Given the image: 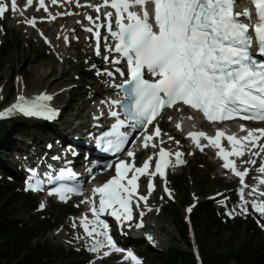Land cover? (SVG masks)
<instances>
[{
    "label": "snow or ice",
    "instance_id": "1",
    "mask_svg": "<svg viewBox=\"0 0 264 264\" xmlns=\"http://www.w3.org/2000/svg\"><path fill=\"white\" fill-rule=\"evenodd\" d=\"M75 2L81 7L79 0H50L52 5ZM34 0H25L23 9L33 6ZM237 0H102V4H87L95 9L97 13L102 7H110L114 11L104 13L106 21L104 24L97 23L100 16L93 18L86 15L94 27V35L97 40L96 52L100 53L99 41L101 27H107L108 33L116 43L114 50L127 64V78L116 87L124 89L129 102L124 104L126 119H120L117 111H110L109 115L116 117V123L112 125L111 132L105 133V137L115 136L108 139L105 151L112 150L116 153L122 151L127 142L128 133L120 129L129 124L133 130L144 129L142 146L148 148L150 145L156 148L154 138L161 135L159 126L149 134L147 126L160 115L165 107H173L178 103L190 106L203 112L209 121H224L240 117L244 120L264 121V59H257L255 53L264 57V0H251L255 9L256 20L253 22V13L245 8L236 10ZM151 5V11L148 10ZM139 7L140 12L132 9ZM18 7V0H0V18L11 11L24 16V10ZM43 9L47 19L55 20L60 15H72L69 12L49 11L45 0H38L37 11ZM113 17L116 25L113 30ZM241 17L248 18L245 22ZM36 27V18L23 21ZM93 32V27L86 28ZM43 35V33H41ZM46 39V38H45ZM107 39V37H105ZM65 42L68 37H64ZM255 44V49L253 45ZM107 60L108 57H105ZM120 63V60L113 61ZM112 76V72H107ZM145 71L154 79H146ZM121 76L125 72L117 68ZM99 74V73H98ZM21 78H17L18 82ZM2 99V97H0ZM53 97L42 93L32 99H26L23 94L19 95L16 102L4 110H0V118H6L14 113H22L26 116H44L52 118L56 112L46 102ZM112 104H120L113 100ZM177 128L181 125L177 124ZM240 130L246 133L243 136L236 134L227 135L224 130L217 129L214 136L207 135L203 131L190 132L197 147H201L200 138H205L209 145L219 149L217 155L224 163L225 169H230L239 178L242 187L239 189L242 207L247 212V201H244L245 177L249 173L248 168L240 170L235 159L229 157L243 158L249 154L247 160H241L244 164H256L252 156L264 154V128H246L240 125ZM231 146L226 150L221 143L225 137ZM172 139V137H169ZM164 141L160 140L163 145ZM177 143H179L177 141ZM255 149V151H253ZM154 170L150 171L153 156H148L141 166L135 164V153L128 151L127 156L131 161L119 160L115 164V175L105 183L92 189V197L88 198L91 206L89 211L92 219L85 214L80 219L87 237L92 238L91 251L97 252L107 248L104 256L111 252L123 253L124 249L117 246L116 241L109 234V225L101 216L109 213L117 221H130L133 218L132 204L137 199L144 201L145 207L149 196L155 188L152 177L159 175L165 178V192L172 195L167 187L166 169L175 157V164H182L183 153L170 152L160 146L158 153L154 154ZM111 167V165H109ZM33 175H35L34 170ZM257 172L261 176L254 179L264 185V162L260 163ZM63 171L61 175H63ZM71 174V173H70ZM131 174V175H129ZM141 177H149L147 182V194H140L139 183ZM28 188L36 189L38 184H28ZM255 191V188L253 189ZM59 198L67 200V193L75 191L74 188H58L55 190ZM264 196V192L260 193ZM98 196V199H97ZM44 207L43 204L40 205ZM252 207L264 216V201H253ZM189 212L192 208L189 207ZM141 212L140 216L143 217ZM231 215V213H229ZM75 227V224H73ZM142 227V223L136 224ZM151 239V237H149ZM125 260H131L132 264H141V261L131 252L124 254Z\"/></svg>",
    "mask_w": 264,
    "mask_h": 264
},
{
    "label": "rangeland",
    "instance_id": "2",
    "mask_svg": "<svg viewBox=\"0 0 264 264\" xmlns=\"http://www.w3.org/2000/svg\"><path fill=\"white\" fill-rule=\"evenodd\" d=\"M23 33L20 30L13 28L12 21L8 16L0 20V110L9 105L15 99L18 82L17 78L25 77L27 86L30 89H37L44 84L43 82L34 81L31 78L30 64H37L48 60L49 49L48 45L43 42H37L32 39V42L25 41ZM21 51L20 55H16L15 51ZM97 53H90L92 58L91 63L71 61L64 68V85H73L79 89L83 83H92L99 80L98 69L104 70L108 67L103 65ZM94 65V67H91ZM57 71L54 72L56 74ZM60 75V74H58ZM9 79V80H8ZM21 80V79H20ZM46 80V79H45ZM80 88L79 90H81ZM67 97L63 96L59 100V106H66ZM75 112V109L69 110ZM70 114L65 113L61 120H65ZM61 116V115H60ZM172 114L167 113L162 120L173 135L180 136V133L174 128V120ZM0 128L6 132V136L0 137V183L6 179L17 182L18 187L11 195L8 206L11 209L15 208L17 219L22 224L33 223L39 230V235L43 236V241H36L34 246L41 254L44 264H111L119 262V258H108L107 261L94 262L92 255L88 252H79L82 246L78 245L75 248H70L69 243L64 242L58 236L53 234V231L65 222L76 217L73 205H58L51 203L46 209L40 207L41 199L31 193H27L20 182L22 177L19 173H23L19 168V161L15 156L21 157V153H11L12 149L30 148L34 143L37 148L45 149L50 141V135H55L57 127L46 129L38 123L32 121H24L18 117L11 118L0 124ZM168 132V131H167ZM44 138H37V136ZM180 140L181 137H178ZM180 140H177L178 142ZM187 165L181 167L177 172L172 173L169 177V183L173 188L175 197L173 199H164L165 206L162 207V217L167 221V229L170 239L159 250H156L147 240L134 239L127 243L138 248L144 256L143 264H170L166 259V252L169 248L180 246L183 249H191L189 237H182L178 228L181 226L180 220H184L185 206L193 205L194 210L199 209L203 201L207 202L208 209H214L216 213V223L213 225V230L218 231L216 237L222 239L223 245H219L212 235L208 234L207 227L204 224L193 221L196 239L200 245L201 255L206 256V250L202 247V242L207 241L209 250L217 253H226L230 251V247H238L242 243V237L247 232V225L255 223V227L250 232H257L256 239L258 242L264 243V230H262L256 222L250 218L236 217L230 219L224 215L223 209H219L222 199L227 196L234 200L235 189L237 182H230L223 177L220 172V165L213 158L214 154L194 153L190 155ZM144 158V157H143ZM252 165V164H251ZM253 167V166H252ZM8 171H18V178L10 176ZM158 181L157 185H160ZM145 183V182H144ZM143 183V184H144ZM218 192H223V197L214 198ZM162 195L156 190V204H160ZM230 208V207H229ZM49 223V224H48ZM48 224V225H47ZM222 224V227H220ZM48 227H47V226ZM227 226L229 228L223 227ZM45 227H47L45 229ZM220 228V229H219ZM68 229H63L67 233ZM188 235V234H187ZM125 264V263H118ZM178 264V263H177ZM182 264V263H179Z\"/></svg>",
    "mask_w": 264,
    "mask_h": 264
},
{
    "label": "bare ground",
    "instance_id": "3",
    "mask_svg": "<svg viewBox=\"0 0 264 264\" xmlns=\"http://www.w3.org/2000/svg\"><path fill=\"white\" fill-rule=\"evenodd\" d=\"M102 0H79L81 7H77L75 2L72 3H66L61 6L60 4L52 5L50 3V0H47V6L50 12L55 14L56 12H71L72 15H63L57 16L55 20H49L47 19L48 13H46L43 9L37 11V2L34 0L33 6L23 9V5L25 3V0H18V7L24 10V16H21L19 12L12 13L9 11L6 13V16L9 15L13 28L22 31L24 40L32 42V39H35L37 42H43L46 45H48L49 49V57L47 61L40 62L37 64H30V71H31V78L34 81H40L43 82L42 86L40 88L30 89L26 85L27 82L25 80V77L22 75V78L20 80L19 85L17 86V92L15 94V99L12 100V102L6 106L9 107L13 102H16V99L19 95L23 94L25 97H33L35 95L46 93L48 95H51L53 97V104L56 105V107L60 108L62 110L61 117L58 121L59 129H56L57 133H64L66 138L72 135L84 137L87 140L91 141L94 137V133L92 132V128H90L89 125H93L95 121H98V119H95L98 117V115H101L103 117L106 116V113L103 112L102 108L104 107L105 101L108 100L109 94H112L111 97H114V92L117 91L118 87V81L116 79L115 75V69H114V63L113 61L119 60L118 54L113 53L112 54V62L111 67H108L107 69L100 70L98 69V75L101 77L99 80L93 81L92 83H83L80 88L81 90L77 89V87L73 85H64V68L65 65L68 64L71 61H77V62H86L91 63L92 58L89 56L90 53H94L96 51L97 47V41L93 39L90 32L86 31V28L88 27H94V25L86 19V15H91L93 18H95L97 15L100 16V20L97 21V23H101L102 17L104 13L108 12L106 8L102 7L101 11L97 13L94 8L88 7L87 4H101ZM8 2V0L6 1ZM9 3V2H8ZM248 7V0H240V8L241 10ZM33 17L38 18L37 27H32L31 25L24 23L23 21L26 19H30ZM42 18V21L39 19ZM247 20L246 17H243ZM43 33V35H41ZM68 37V41L65 42L64 37ZM107 37V39H105ZM46 38V39H45ZM104 39L107 41H110L111 36L110 34H106L104 36ZM108 45L106 43L104 46ZM100 48V46H99ZM21 51H15L16 55H20ZM104 57V54H103ZM91 67H94V65H91ZM107 72H112L113 75L109 76L107 75ZM56 74H54V72ZM60 74V75H58ZM46 79V80H45ZM9 80V79H8ZM66 96V106L63 107L59 106V100ZM5 108V107H4ZM3 108V109H4ZM75 109V112H71L69 110ZM183 111V112H182ZM65 113H69L70 115L65 119L61 120L62 116L65 115ZM171 114H173V120H174V128L179 132L181 135L184 133V130L188 126L197 125V120L194 119L193 116H190L189 113L184 109L176 108V110H171ZM102 120V119H101ZM180 124L181 127L177 128L176 125ZM210 126V125H209ZM49 129V126H47ZM88 127L89 129H87ZM188 133H185L184 137L186 138ZM45 134H43L42 137L37 136V138H44ZM169 137H172V139H169ZM182 136V138H184ZM166 139L168 143L172 146V149L176 148H183L182 143H177V140L179 138H174L172 133L166 134ZM201 145H205L203 142H200ZM187 145V156L188 159L191 158L190 155H192L197 148V145L192 141H188L185 146ZM207 146V145H206ZM56 148V144L54 146ZM209 150V149H206ZM50 152V150L48 151ZM52 154L55 153V151H51ZM35 151H29L25 153V158L27 161H33L35 159ZM149 151H147L148 156ZM144 157L141 163L144 162V160L147 157ZM249 158V154H246L245 157L239 158V163H241V160H247ZM252 159H255L257 161L256 165L254 167H250V165H243L244 168L249 169L248 176H251V184L248 187V195H253V201L260 202L263 201L264 198H258L255 194H253V187L254 188H260L264 190V185H260L259 181L254 179L257 176H261L262 174L257 172V168L259 167L260 163L264 162V154H261L259 156V159L256 158V156H252ZM39 159V157H38ZM53 162L51 159L46 157L42 159L41 161V167L46 166L47 164H52ZM181 167H176L174 169V172H177ZM23 176V174H20ZM143 178L141 177L138 181L139 188L145 192V195L147 194V183L143 184ZM170 177H168L167 181V187L171 190L172 195L169 196L167 192H165V180H162L160 182V185H155L154 191L149 196L147 201V206L145 207V203L141 204L139 207H137V215L135 222H130L128 228L125 232V235L123 237H132L134 239H144L149 241V243L152 245L153 248L156 250H159L160 247H162L169 239V232L164 234V231L167 229V219L165 217H162V207L165 206L166 202L164 199H173L175 197L174 191L172 186L169 183ZM161 193L162 198L160 201V204H156L154 202L155 200V194L156 190ZM92 194H86L84 197L85 202L88 198H91ZM245 201L250 202L251 200L249 198H246ZM243 204V201H241V205ZM61 205V204H60ZM90 204L86 202V206L84 208L83 213L80 214L79 217H74L70 219L69 222L63 223L61 226H59L57 229L53 231V234L58 236L60 239H62L64 242L69 243L70 248H75V246H82L83 250L88 249L89 253L92 252L94 255L101 256L103 254V251L99 250L97 252L91 251V244H92V238L87 237L85 234L82 226L80 225V219L86 214L89 219H92V214L89 211ZM245 206V205H244ZM143 212V217L140 216V213ZM255 215L259 216V213H255ZM142 223L143 227L137 229L136 224ZM73 224H75V227H73ZM67 228L68 231L63 232V229ZM148 237H151L149 239ZM122 262L120 260L119 262H113L111 264H118ZM232 264H235V261L232 262Z\"/></svg>",
    "mask_w": 264,
    "mask_h": 264
},
{
    "label": "trees",
    "instance_id": "4",
    "mask_svg": "<svg viewBox=\"0 0 264 264\" xmlns=\"http://www.w3.org/2000/svg\"><path fill=\"white\" fill-rule=\"evenodd\" d=\"M5 136L6 132L0 128V137ZM17 187L16 182L9 180L0 183V264H44L41 254L34 246L36 241H43L44 235L38 234L39 230L33 223L22 224L17 219L15 208L11 209V205L8 206L9 199ZM206 205V201L201 203L199 209L194 212L193 220L204 224L208 234L212 235L219 245H223L222 239L216 237L218 231L212 228L216 223L215 210L208 209ZM180 224L178 232L182 237L187 238L188 226L183 219L180 220ZM253 227H255L253 222L248 224L241 245L230 247V251L226 253L209 250L207 241H203L202 247L206 250L205 264H232L233 261L235 264H264V243L257 241V232L251 234L250 230H253ZM166 259L170 264H197L191 249H183L180 246L169 248Z\"/></svg>",
    "mask_w": 264,
    "mask_h": 264
}]
</instances>
